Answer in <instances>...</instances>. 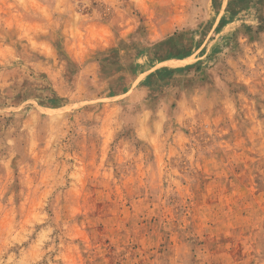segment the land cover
I'll return each instance as SVG.
<instances>
[{
  "label": "rangeland",
  "instance_id": "obj_1",
  "mask_svg": "<svg viewBox=\"0 0 264 264\" xmlns=\"http://www.w3.org/2000/svg\"><path fill=\"white\" fill-rule=\"evenodd\" d=\"M0 264H264V0H0Z\"/></svg>",
  "mask_w": 264,
  "mask_h": 264
},
{
  "label": "crops",
  "instance_id": "obj_2",
  "mask_svg": "<svg viewBox=\"0 0 264 264\" xmlns=\"http://www.w3.org/2000/svg\"><path fill=\"white\" fill-rule=\"evenodd\" d=\"M6 1H10V2H11V1H15V0H6ZM120 36H124V35L121 33ZM125 36H127V35H125ZM121 38H123V37H120V39H121ZM121 40H122V39H121ZM119 44H121V43H119ZM151 50H152V49H149V48H147V47H144V50H142V51H146V52H145V55H144V56H139V57H142V58L144 57V58H146V60H147V58L149 57V59L152 60V59H151V58H152V57H151V53H150V52H152ZM105 52H106V53H105L104 57L107 58V56L109 55V53H108L109 51H105ZM128 58H129V57H128ZM79 62H82V61L80 60ZM134 64H137V63L134 62ZM146 64H147V62H146ZM122 66H123V65H122Z\"/></svg>",
  "mask_w": 264,
  "mask_h": 264
}]
</instances>
